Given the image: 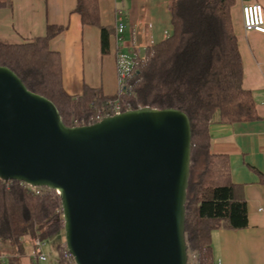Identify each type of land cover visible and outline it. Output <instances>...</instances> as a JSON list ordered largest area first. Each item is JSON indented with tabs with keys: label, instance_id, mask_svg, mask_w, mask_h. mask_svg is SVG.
Wrapping results in <instances>:
<instances>
[{
	"label": "water",
	"instance_id": "95a60500",
	"mask_svg": "<svg viewBox=\"0 0 264 264\" xmlns=\"http://www.w3.org/2000/svg\"><path fill=\"white\" fill-rule=\"evenodd\" d=\"M190 151L178 109L66 126L50 100L0 66V181L57 194L75 264H189Z\"/></svg>",
	"mask_w": 264,
	"mask_h": 264
},
{
	"label": "trees",
	"instance_id": "16d2710c",
	"mask_svg": "<svg viewBox=\"0 0 264 264\" xmlns=\"http://www.w3.org/2000/svg\"><path fill=\"white\" fill-rule=\"evenodd\" d=\"M233 4L234 0H169L171 34L147 49L145 61L118 98L122 112L138 107L178 109L190 122L185 235L196 264H211L210 235L215 228L247 227L242 191L230 182L226 157L211 153L208 133L214 121L232 124L257 118L252 97L242 87V64L230 19ZM96 9L95 0H77L84 24L97 25ZM59 31L48 26L44 37L31 42H0V66L16 74L29 91L50 100L66 126L94 124L96 111L103 109L106 115L116 96L104 97L87 88L77 97L64 92L59 56L48 47ZM107 38L108 31L102 28L104 53ZM39 191L0 181V241L18 245L25 237L54 239L57 264H66L60 260L59 197L52 190Z\"/></svg>",
	"mask_w": 264,
	"mask_h": 264
},
{
	"label": "crops",
	"instance_id": "0c3cea01",
	"mask_svg": "<svg viewBox=\"0 0 264 264\" xmlns=\"http://www.w3.org/2000/svg\"><path fill=\"white\" fill-rule=\"evenodd\" d=\"M95 2L97 25H87L77 12V0H0V42H31L44 37L48 26L59 28L48 47L59 56L64 92L77 97L87 88L114 97L116 49L128 56L137 52L141 58L166 39L172 31L169 0ZM248 3L260 4L264 12V0H234L230 19L242 64V87L252 97L257 118L232 124L214 121L208 126L211 153L226 157L230 182L242 191L247 227L211 232V264H264V35L244 30L241 8ZM119 19L124 28L116 39ZM102 28L108 31L105 53ZM30 240L25 237L18 245L0 241L1 264H54L50 257L34 260Z\"/></svg>",
	"mask_w": 264,
	"mask_h": 264
},
{
	"label": "built area",
	"instance_id": "2783aa9c",
	"mask_svg": "<svg viewBox=\"0 0 264 264\" xmlns=\"http://www.w3.org/2000/svg\"><path fill=\"white\" fill-rule=\"evenodd\" d=\"M243 28L245 31H253L264 35V12L260 4L258 3H248L242 6L241 8ZM123 24L120 22V19L115 25L114 31L116 39L123 32ZM168 35H166V38ZM138 46H134L136 50ZM145 61V57L139 58L137 52H133V55L128 56L122 53L118 48L116 49L115 54V68L118 79V91L114 101L109 102L108 113L104 115V110H97L95 119L96 122L100 121L103 117L112 116L116 113H121V105L119 104L118 98L124 96L126 93V88L128 87L129 81L134 77L138 67ZM83 125V124H82ZM31 188V187H29ZM35 193L39 194L41 191L39 189L31 188ZM30 243L33 247L32 257L36 261H46L49 256L42 251L44 242L39 238H31ZM61 256L60 260L66 264H75L72 256L65 248L64 244H61ZM58 261L55 258L54 264H57ZM188 263L196 264L195 257L192 253H188Z\"/></svg>",
	"mask_w": 264,
	"mask_h": 264
},
{
	"label": "rangeland",
	"instance_id": "374dc122",
	"mask_svg": "<svg viewBox=\"0 0 264 264\" xmlns=\"http://www.w3.org/2000/svg\"><path fill=\"white\" fill-rule=\"evenodd\" d=\"M53 240L54 239H50V240L44 242V246L42 248L43 252L44 251L47 252V253H45V252L44 253L50 257V259H48V260H50L51 262H53V260H55V258H56V244L57 243ZM188 253H190L189 250H188Z\"/></svg>",
	"mask_w": 264,
	"mask_h": 264
}]
</instances>
